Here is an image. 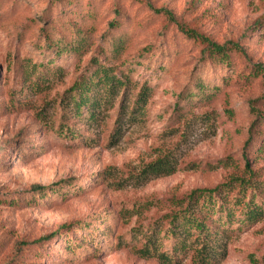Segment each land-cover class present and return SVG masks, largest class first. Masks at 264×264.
I'll return each instance as SVG.
<instances>
[{"label": "rangeland", "instance_id": "obj_1", "mask_svg": "<svg viewBox=\"0 0 264 264\" xmlns=\"http://www.w3.org/2000/svg\"><path fill=\"white\" fill-rule=\"evenodd\" d=\"M49 5L0 0V264H168L137 252L154 226L162 249L170 247L165 220L176 208L167 198L249 179L244 155L257 172L251 180L264 186V151L255 153L264 132L245 147L264 115V75L250 84L237 79L246 67H264V24L255 27L264 0H78L64 19L92 23L91 45L59 57L38 38L50 20L63 22L59 6L52 13ZM165 11L218 44L243 49L233 56L234 72L205 63L198 71L219 86L208 101L176 103L201 64L200 46ZM148 46L151 52L137 56ZM128 60L134 64L124 68ZM113 74L128 81L116 93ZM84 86L90 92L82 110L95 120L75 110ZM142 90L146 101L130 116ZM122 107V130L110 144ZM162 156L174 163L172 173L139 175ZM65 180L44 194L31 190ZM239 184L232 183L230 201ZM263 195L264 187L254 202L264 205ZM143 201L153 205L128 211ZM216 217L207 220L222 230ZM233 220L218 237L224 254L216 264H264V215L244 224L237 210ZM190 263L187 253L175 264Z\"/></svg>", "mask_w": 264, "mask_h": 264}, {"label": "trees", "instance_id": "obj_2", "mask_svg": "<svg viewBox=\"0 0 264 264\" xmlns=\"http://www.w3.org/2000/svg\"><path fill=\"white\" fill-rule=\"evenodd\" d=\"M78 0H50L49 8L53 13L54 8L59 6L60 11L56 12L57 18H61L63 22L57 24L55 20H50L49 24L44 27L42 35V43L45 48H51L54 51V55L59 57L64 53H74L77 50H86L91 45V36L93 32L92 23L86 22H71L65 21L64 15L68 12L70 8L77 9ZM159 11V10H157ZM169 17V21H174L178 24V29L182 34H184L189 40H192L194 44L200 46V58L198 67L192 72L191 80L193 83L185 87L178 95L176 103L179 105L187 104L190 105L192 102L208 101L219 90V86L212 81H207V79H200L198 77V71L203 72V66L209 64L210 68L224 69L234 72L235 61L233 56L243 51L241 47L234 42H225L223 44H218L211 40L206 35L198 32L196 28H191L184 23L178 22L171 13L165 11ZM264 24V18H259L256 21L255 27H260ZM117 23L115 20L109 23L108 29H116ZM76 38V42H69L67 38ZM117 41L113 42V46H116ZM151 52V47H144L140 49L137 56H143L145 53ZM53 55V56H54ZM48 63V61H47ZM125 67L132 66L134 63L131 61H125ZM36 66V65H35ZM203 68V69H202ZM199 69V70H198ZM260 74L264 75V67L261 65H253L244 68L240 73L237 74V79L250 84L255 78ZM90 76H92L90 74ZM113 74L110 78V89L113 93H116L120 86H127L128 81L117 78ZM90 88L84 86V95L81 97L79 102L74 104L77 114H83L89 116L92 120H95V114L90 110L83 111V104L88 100ZM146 101V92L144 90L138 92L134 99L133 107L130 112V116H133L136 108H141L142 104ZM97 103H92L90 106H95ZM88 106L87 108H89ZM88 114V115H87ZM126 110L119 109L117 112V117L112 126L111 132L108 136L110 140L109 143H114L116 139L120 136L122 130V124L125 119ZM264 132V115L261 116L260 122L254 124L250 128V135L245 142V147L249 148L253 146L254 138L256 136L262 135ZM258 150L264 151V138L261 137L260 145L255 149V153ZM246 153V152H245ZM244 153V154H245ZM247 154V153H246ZM244 165L245 170L249 172V179H237L234 178L227 183L218 185L213 188H197L190 191L189 194L182 198L179 197H169L167 198V203L172 207H175V212L165 220L167 231L166 235L170 239V247L168 249H162L163 245L158 237L159 230L154 226L151 233L146 237L144 243L141 247L137 249V252L141 256L145 257H156L160 261L168 264H175L178 260L182 259L187 253H190V264H216V258L222 256L224 253L219 250L220 243L219 240L220 233H224V227L226 224L231 225L233 223V212L238 210L239 222L244 224L251 223L256 220L261 219L264 215V205H258L254 201L259 198L258 195L263 193V187L259 188L256 183H253V179L257 172L255 169L251 168L250 161L244 155ZM174 163L167 159V156H162L154 161L147 163L140 172V176L148 178L152 176L167 175L174 171ZM234 181H239V188L236 191L233 199L230 201L228 199V194L232 190ZM62 183H68L65 181H60L58 183L51 184L49 186L34 185L32 186V192L37 194H44L50 190H54ZM221 196V197H219ZM264 196V195H263ZM186 203L184 206L182 204ZM148 202H141L136 204L133 210L130 211L131 214L138 212L139 210H144L149 206ZM153 205V204H151ZM179 207V208H178ZM189 211H204L207 217L199 218L197 215L190 213ZM217 215L215 221L218 227L211 225L207 218L209 215ZM209 223V224H208ZM62 229L69 225H62ZM56 231L54 234H57ZM136 235H144V231L135 232ZM53 234L41 237L38 240L44 238H50ZM227 236V234H226Z\"/></svg>", "mask_w": 264, "mask_h": 264}]
</instances>
